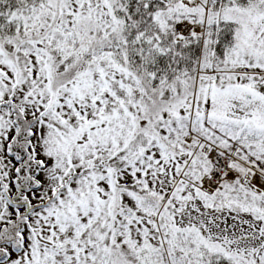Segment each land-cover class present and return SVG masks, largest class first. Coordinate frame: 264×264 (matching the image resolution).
I'll use <instances>...</instances> for the list:
<instances>
[{
    "label": "snow or ice",
    "instance_id": "6c2138e0",
    "mask_svg": "<svg viewBox=\"0 0 264 264\" xmlns=\"http://www.w3.org/2000/svg\"><path fill=\"white\" fill-rule=\"evenodd\" d=\"M0 264H264V0H0Z\"/></svg>",
    "mask_w": 264,
    "mask_h": 264
}]
</instances>
